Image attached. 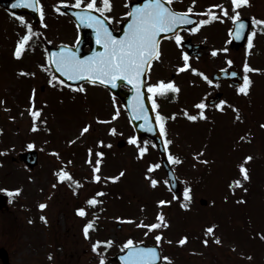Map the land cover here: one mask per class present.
<instances>
[{
	"label": "rangeland",
	"instance_id": "obj_1",
	"mask_svg": "<svg viewBox=\"0 0 264 264\" xmlns=\"http://www.w3.org/2000/svg\"><path fill=\"white\" fill-rule=\"evenodd\" d=\"M209 2L225 4L231 12L229 0ZM238 10L241 15L264 19V0H250ZM211 11L218 14L220 9ZM218 17L201 25L194 35L211 48L195 61L196 65L208 75L225 65L229 58L233 60L231 65L242 73L245 60L253 68L264 69V25L252 27L257 34L251 51L247 45L231 50L227 47L231 19L228 21L229 16L221 14ZM43 22L46 27L42 32L34 30L41 35H34L28 50L18 59L13 55V42L21 25L17 18L0 8V129H3L0 191L22 186L18 194L8 197V207L0 208V246L8 250L12 263L99 264L103 256L105 264H115L110 256L122 249L125 240L156 242L154 233L159 231L163 233L160 249L162 254L172 257V264H264V127L261 126L264 125V71L248 73L252 84L247 94L226 88L227 103L220 111L212 108L206 119L193 121L177 114L176 120L166 125L167 138L172 141L169 152L182 161L174 163L177 176L182 185L192 186L190 207L185 209L182 202L187 201L183 194L176 198L167 190L161 167L148 173L149 164L158 163L150 141L139 139L141 144L149 142L144 157L139 156L137 146L129 141L117 145L119 139L128 140L133 133L118 99L96 84H80L86 89L82 92L58 81H53L52 86L47 83L49 74L39 67L44 61L41 45L43 41L51 44L71 41L74 27L60 15ZM217 34L220 41L215 38ZM222 46L228 51L213 56L212 51L222 50ZM175 64H165L164 78L177 69ZM21 70L35 74H22ZM196 77L189 76L186 82L181 80V89L186 94L184 105L191 112L197 108L195 102L203 101L204 95L213 89ZM176 80L180 82L178 77ZM80 85L75 87L78 89ZM33 90L35 103L42 106L41 120L35 121L44 128L41 132L32 127L28 99L33 96ZM164 104L165 112L172 110V105ZM117 109L120 115L113 120L111 117ZM88 124L89 131L81 135V128ZM112 127L117 129L115 134L109 131ZM101 140L103 144L99 143ZM30 143L39 152V161L33 169L11 160L12 155ZM89 148L92 164L88 163ZM99 152L105 155L98 156ZM247 155L253 157L245 165L250 179L242 180L239 165ZM66 159L72 160L69 169L80 180L77 187L56 178V170ZM97 159L102 163L99 182L91 176ZM121 172L124 175L119 180L107 179ZM149 176L160 181L157 186H152ZM236 179H241L242 184L230 187ZM97 188L106 189L102 205L88 208L87 217L95 219L100 226L90 229L86 237L82 224L87 217L76 210L75 214L73 209ZM199 197H205L206 204H200ZM161 199L170 203L158 205ZM39 202L47 206L39 209ZM160 211L169 222L167 228L149 231L141 226V222L145 225L156 222ZM41 216L47 222L43 223ZM117 223L121 226L117 227ZM212 225H215L213 233L206 234L207 227ZM185 235L188 241L179 245L177 241ZM109 239L113 241L111 246L101 245L99 251L93 250L97 240ZM205 239L209 243L205 244Z\"/></svg>",
	"mask_w": 264,
	"mask_h": 264
},
{
	"label": "snow or ice",
	"instance_id": "obj_2",
	"mask_svg": "<svg viewBox=\"0 0 264 264\" xmlns=\"http://www.w3.org/2000/svg\"><path fill=\"white\" fill-rule=\"evenodd\" d=\"M61 4L65 3V0H59ZM193 5L196 3V0H192ZM250 0H231L233 14H231V20L237 25L236 28L229 29V34L234 35L235 39H240L242 33L247 27L245 21L241 18V13L238 9L242 6L248 5ZM75 6L79 9L76 13L80 23L87 24L95 29L97 45L102 46L99 51H92L88 56L79 55L73 47L62 46L58 51L50 52L47 57V63L50 67H54L57 72L62 73L64 77H67L69 81L77 80H88L92 84L103 83L105 85L114 84L118 78H122L127 81L128 84H134L135 96L132 102V114L138 120H143L144 123L141 127L146 128L149 132L154 131V127L151 124V117L147 111V108L143 102V93L142 89L147 88V92L153 97L155 95L165 96L169 92L178 93L180 91L177 84L172 80L160 79L157 82L145 84L146 72L148 67L154 60H160L162 58L161 50V34L165 32H172L175 34V42L177 45H181V42L184 40V37L179 34L178 25L181 24H191L192 17L189 13L193 12V7L189 6L186 10H177L172 6V0H143L142 3L135 4L134 7H131L130 11L124 13L128 17L127 21V30L123 35H114L113 29L108 27L104 22L102 15H97L95 13H106L112 11L114 5L113 0H101L100 4L97 3V0H75ZM13 7H26L29 9H35L39 12L41 20L45 15L43 5L40 3V0H14ZM55 7V6H54ZM212 8H218L222 11L223 16L227 17L230 15L229 9L224 5H210L208 11V19H201L197 22L195 27H192L190 31H197L200 25L208 24L212 20H216L219 17L215 11H211ZM57 12L61 11L60 7H55ZM94 10V11H93ZM13 17L17 18L19 24L25 28V32L20 35L17 40L14 48L13 55L16 58H21L25 53V50L29 47V42L33 39L34 35L39 33H34L33 26L31 23L27 22L24 16L16 17V13H11ZM107 19H112L111 16H108ZM252 22L258 25H264V19L257 20L255 17L252 18ZM46 27V25H45ZM256 31L252 30L247 36V48L249 51L253 48V38L256 36ZM220 51L227 52L228 49H214L212 55H217ZM182 59L184 63L177 68V71H184L190 69L193 73L200 75L208 84H213L214 81L203 71L192 67L190 64V57L187 52L182 53ZM227 64H233L231 58L227 59ZM41 69L45 71H50V68H46L44 64L39 65ZM264 69L253 68L247 60L243 64V81L238 86V91L243 94H247L250 91L252 80L250 79L249 72H261ZM22 74L34 75L35 73H25L24 70H21ZM229 75L235 77L238 75L235 71H230ZM53 81H58L59 84L63 85L66 83L65 80L61 79L56 74H52L49 79V84H52ZM74 90L86 91L83 85H80L78 89L75 86ZM31 107L29 108L30 114L34 121L33 130H36L35 121L40 118L41 110L35 107V90H33V96L31 97ZM227 102L224 100L219 101L218 107L225 105ZM152 107L154 109L159 108V105L156 102V99H152ZM201 111L199 116L201 118L205 117L203 109L206 107V104L202 101L197 105ZM120 115L119 110L114 113L111 119H116ZM185 115H188L187 110H185ZM156 121L159 124V131L165 137V144L171 145L172 141L166 139L167 130H166V120L167 117L162 115L159 111L155 113ZM191 120L195 121L197 119L196 115H191L189 117ZM237 115V119H239ZM99 120V118H97ZM107 122V121H101ZM264 127V125H261ZM90 124L85 125L81 128V135L87 133ZM3 129H0L2 132ZM110 133L115 134L117 129L112 127L109 129ZM73 141H69L72 143ZM100 144H103L104 141H99ZM129 143H132L137 146L139 156L144 157L145 153L149 150V142L144 141L142 144L138 140L137 136L133 135L129 137ZM29 148L34 147L33 144L28 145ZM89 160L88 163L92 164L91 155L92 149H88ZM55 155H59L58 152L53 150ZM98 156H104V152H99ZM199 155V154H198ZM253 157L247 155L244 157V163L239 165V170L242 176V180L250 179L249 169L245 166L248 161H251ZM168 160L172 163L179 164L181 163L180 157L168 153ZM206 163V161H205ZM100 160L95 161L93 166V179L95 181H101L102 177L99 174L100 172ZM159 164H151L148 168V173H151L156 168H159ZM146 173V175H148ZM124 175L123 172L119 173L117 176H109L108 180H119L120 177ZM57 177L60 181L69 180L73 181V177L69 171L64 168H60L57 172ZM153 187H155L160 181L149 176ZM241 179H236L231 182L230 187L234 185H241ZM74 183L79 184V181H74ZM165 184L168 181H164ZM2 191L8 192L11 195L13 192L19 193L21 189L17 188L14 190L3 189ZM184 197L187 202H182V207L187 209L190 207V201L192 199L191 187H186L184 189ZM98 195H103L101 191ZM243 199V198H241ZM89 205H96L99 201L96 199V196H92L87 201ZM158 205L169 204L170 201L161 199L157 201ZM47 205L45 203H40L39 207L44 209ZM79 215L85 216L86 209L80 207L76 210ZM41 219L47 222V218L41 216ZM121 219V218H117ZM141 226L146 227L151 230H158L160 228H167L169 222L166 220L165 213L163 211L158 212L156 217V222L150 224H143ZM93 227V222L89 221L83 228L84 234L87 237L89 230ZM215 225L209 226L206 229V234L213 233ZM147 235V233H145ZM155 241L157 245L163 243V233L155 232ZM264 238V235H262ZM188 241V236H182L177 243L179 245H184ZM216 242L219 243L220 240L217 237ZM171 243V241H168ZM204 243L207 244L209 241L204 240ZM113 244L112 240L101 241L97 240L92 248L94 251H99L101 245L111 246ZM123 247L127 249L126 255L122 257L124 264H172V257L170 255L162 254V251L158 249L157 246L152 247H141L137 243L129 238L124 243ZM251 259V257H249ZM99 264H105V259L103 256L100 257Z\"/></svg>",
	"mask_w": 264,
	"mask_h": 264
},
{
	"label": "flooded vegetation",
	"instance_id": "obj_3",
	"mask_svg": "<svg viewBox=\"0 0 264 264\" xmlns=\"http://www.w3.org/2000/svg\"><path fill=\"white\" fill-rule=\"evenodd\" d=\"M132 0H113V9L110 12H106L103 13L104 16L108 17L111 16L112 19H108L109 21H111L112 25L114 27H117L119 20L121 21L125 15L124 13L127 12V8H128V4L129 2ZM84 2H86V0H84ZM101 0H97V3L100 4ZM40 3L43 5V9H44V13L46 14V17H55V16H62L63 18H65L69 23H71V25L74 27L75 30H77V27L75 25V23L73 22L72 18L65 14L63 12V10L61 9L60 12H57L55 10V7H60L61 3L59 2V0H40ZM66 5H72L75 6V0H65ZM55 6V7H54ZM172 6L174 8H176L177 10H186L189 6L193 7V12L192 13H197V12H202L203 9H205L204 4L198 0H196V3L193 5L192 0H172ZM76 7V6H75ZM27 17L30 18L29 14H25ZM47 18V19H48ZM189 30L188 29H181L179 30V34L184 36H189V35H185V33ZM180 47L182 48L183 51L184 48L180 45ZM161 50H162V58L160 60H154L150 66L149 69V73L147 74V84L150 83H154L157 82L160 79H164L166 81L168 80H174L176 79V77L179 78L180 82L178 81V84H181V80L182 81H187V78L189 77L190 74V69H186L184 71H180L178 73L170 72V79L169 78H164V71H165V64L166 63H176V64H181V58L182 55H179V52L175 53L176 50V43H175V34L164 37L161 40ZM181 51V50H180ZM190 58L193 59L190 60V64L192 65V67H195L201 71H203V68H201L199 65L197 66L196 63L194 62L195 60H198L200 57H193V56H189ZM205 71V70H204ZM197 81L203 82L207 85V82L204 79H201L199 76L196 77ZM229 84L227 81L225 80H219V81H215L214 83L211 84V88L213 92L219 91L221 90L222 93H224V90L220 87L222 85H227ZM216 87V88H215ZM174 94V92H169L168 94L165 95V97L160 96V95H155L156 102L158 105H160V103H162L161 101L164 98H168V95L172 96Z\"/></svg>",
	"mask_w": 264,
	"mask_h": 264
},
{
	"label": "water",
	"instance_id": "obj_4",
	"mask_svg": "<svg viewBox=\"0 0 264 264\" xmlns=\"http://www.w3.org/2000/svg\"><path fill=\"white\" fill-rule=\"evenodd\" d=\"M247 25V27L245 28L244 32L242 33V36L240 39H235L234 38V35H232V46H237L238 44H241L243 39L245 38V35H246V30L248 28V25H249V22L248 20L246 19H243ZM236 24L234 23L233 24V27L232 29L234 30L236 28ZM127 29L125 30H122V32L120 33L121 35L124 34V32L126 31ZM90 34V32H88V30L84 29L81 31V37L82 39L81 40H84L86 38V36H88ZM115 35H118L116 33H114ZM94 37V41L96 40L95 36L93 35ZM82 45V41H80L79 44H77L75 47H74V50L81 56H88L91 54L92 51H99L101 50V47L100 45H97L96 43L93 44V47L92 49L90 50V52H84L81 50V46ZM60 47L62 46H58L57 48H52L50 47V52H54V51H58L60 49ZM54 69V71L60 76L62 77L63 79H67V77H64L62 73H59L56 71V69L54 67H52ZM230 71H227V70H219L215 73V76H225L227 77L228 79H230L233 83H240L241 82V77L239 76V74L235 77L229 75ZM79 81V80H77ZM123 83V79L122 78H118L116 80V82L114 84H108L107 86L112 90V92L116 93L123 101V98L125 96V92H123V90L121 88H119V83ZM126 83H128L127 81H125ZM132 86L135 88V85L132 84ZM130 113H132V111H130ZM132 115V114H130ZM136 121H138V119H136ZM143 129H146V128H143V127H136V130H137V133H140L143 132ZM153 139L154 141L156 142L158 148H159V151H160V154H161V159H162V162L167 170V174L169 176V179H170V183H171V187L176 191L177 190V184H176V181H175V178H174V175H173V172L172 170L170 169L169 165L167 164L166 162V158H165V155H164V152H163V146H162V143H161V140H160V137L158 136V134L156 132H151V133H148ZM127 253V249L126 251L123 253V256L126 255ZM0 258L3 262V264H11L9 261H8V256H7V253L5 251L4 248H0ZM117 261H119L118 264H121V260H122V256L121 254H117L115 257H114ZM123 264H124V261H123ZM159 264V262H158Z\"/></svg>",
	"mask_w": 264,
	"mask_h": 264
}]
</instances>
